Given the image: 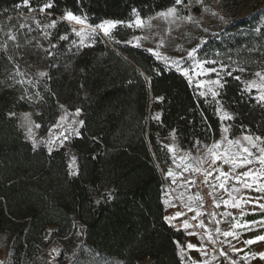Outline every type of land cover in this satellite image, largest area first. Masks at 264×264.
Masks as SVG:
<instances>
[{"label": "trees", "instance_id": "trees-1", "mask_svg": "<svg viewBox=\"0 0 264 264\" xmlns=\"http://www.w3.org/2000/svg\"><path fill=\"white\" fill-rule=\"evenodd\" d=\"M190 1L29 0L25 6L24 0H0V235L11 237L12 264L30 263L41 253L49 243L48 227L67 243L77 233L69 264H183L176 242L184 235L164 220L165 171L172 162L165 139L174 134L187 151L208 146L223 126L215 100L231 115L230 138H264V103L235 79L264 69V30L257 31L264 29V0L199 51L227 67L215 100L200 96L146 49L124 43L131 33L124 24L135 16ZM246 1L252 0L220 4ZM45 2L52 3L47 12L53 18L70 11L91 26L118 25L108 38L97 34L92 45L77 51L62 22L43 46L22 30L20 14ZM38 69L47 75L38 78ZM63 108L79 109L84 122L80 135L68 141L76 173L64 147H34L18 124L19 112L33 110V123L46 133Z\"/></svg>", "mask_w": 264, "mask_h": 264}, {"label": "rangeland", "instance_id": "rangeland-1", "mask_svg": "<svg viewBox=\"0 0 264 264\" xmlns=\"http://www.w3.org/2000/svg\"><path fill=\"white\" fill-rule=\"evenodd\" d=\"M259 1L260 0L246 1L237 7H235L232 3H228L226 7H223L220 4L221 0H202L201 3H196V0H192L186 5H182L180 7L175 6L177 9V15L175 16L160 17L158 16L159 12L147 18L135 16L131 22L124 24L131 31L124 43L130 46L142 47L148 52H150V48L156 52H159V59L152 52L150 53L157 60L161 61L166 67L173 70H175V66L172 65V61H179L182 68L188 67L190 69L192 83L189 84L194 88V90L198 94L203 91L206 93L204 97L215 100L216 97L213 98L211 92L216 91L219 93L221 87H219V85L209 83V81L220 79L222 83L224 76L227 74V67L217 59H205L204 54L201 55L199 51L201 50L205 41L215 33L218 34L227 23L250 15L253 6L258 4ZM259 6L264 7V2L259 4ZM193 8H199V13H194ZM167 9L163 11H166ZM213 13H215V15H213ZM20 15L22 30L28 35H31V38H35L37 40V44H42L43 46L48 45V43H45V41L52 36H55L57 28L62 27V22L69 26L68 29L64 26L63 28L67 30V36H71V48L77 51L92 45L93 39L97 34H101L105 38H108L114 30V28L110 29L109 35L105 36L101 29L97 28L96 26L89 25L84 18H82L85 21L84 24L78 25L74 21H69L64 17L53 18L47 11L39 12L35 10H29L27 13H22ZM186 16H191L192 20L190 21L185 19ZM137 18H140L143 23L137 25L135 23ZM53 20L56 21V25L54 27H45L46 25H51ZM37 21L40 22L39 25H37ZM102 23H104V21L100 24ZM117 25L118 24H116V26ZM129 25L132 26L129 27ZM81 28H83L84 31L78 36L76 31H79ZM73 29H76V31H73ZM92 29H95V31H92ZM62 36L64 37L65 35L62 34L60 37ZM192 48H197V52L194 54V59L188 57V52L191 51ZM197 60L215 61L214 64H205L204 68H215L216 71L205 72V74L197 75L196 72L198 69L195 67V62ZM42 72L44 73L43 70L38 69L36 73L38 78L44 77L40 75ZM256 72H264V69L244 73V75L241 77L244 87L247 82L252 80H255L257 83H259V78L255 76ZM185 78L188 81V78ZM201 84H203V86L198 87V85ZM249 92H252L255 98L258 95L255 87H253ZM215 103L217 105V109H219V117L223 121V125L225 127L227 126L229 119L222 118L223 113H228L230 117L231 115L222 107L219 101L215 100ZM76 111L77 110H68L63 108L55 124L51 126L46 133H40L38 128L33 123V110H26L17 114L18 124L24 133L25 139L33 145L32 140L28 138L27 132L29 126L32 127V136L36 141L35 147L38 145H43L49 151V145L47 141L58 136L61 131L65 132L67 140H64L63 146H60V141H56L52 148L58 149L64 147L68 151V167L72 173H76L77 170L76 157L74 153L69 150L68 141L70 138L78 136L72 132V129L75 128L78 132H80L82 126L79 123L82 121L80 118L81 111L78 116L76 115ZM174 138V135L171 133L165 139V144L167 147H170L173 144ZM60 139L63 140V137ZM73 157H75L74 165L72 163ZM54 231L55 227H48L45 230L44 238L48 240L49 243L33 260L35 264H58V257L60 256L62 259V264H69L73 260L79 244L77 233L74 234L73 242L67 243L65 239H59L55 237L53 235ZM10 242V235L3 234L0 236V243ZM53 249H56V252H53ZM141 264H150V261L146 259Z\"/></svg>", "mask_w": 264, "mask_h": 264}, {"label": "crops", "instance_id": "crops-1", "mask_svg": "<svg viewBox=\"0 0 264 264\" xmlns=\"http://www.w3.org/2000/svg\"><path fill=\"white\" fill-rule=\"evenodd\" d=\"M224 128H227L228 131L224 132ZM244 136L251 135L242 133L230 138L229 126L224 127L223 125L220 135L206 147L187 151L179 147L175 138L170 146L172 162L165 171L166 180L163 186L164 220L166 216L174 215L177 211L184 213L183 216L173 220L171 224L165 220L174 230L180 231L184 235L183 241L180 243L184 248L183 254L177 246V252L183 264H194V262L195 264H233V262L235 264H264V260L252 255L264 251V241H258L251 245L244 243L258 235H264V223H259L264 221V208L259 207L260 204H264V191H257L260 185L264 184V176L260 175L262 166L258 162L259 147H264V144L261 141H254L257 145L254 148L249 141L243 139ZM225 137L239 140L240 144L229 145ZM217 142L220 144V147L216 149L217 155L222 154L225 150L243 155L242 148H249L253 153L250 157L252 163L244 167L233 166L231 163H224L223 157L220 155L215 165L210 164L208 161L212 159V156L207 153V149ZM197 157L205 162L199 164ZM169 168L173 172L171 177L167 175ZM197 168L204 174L205 172L209 173L206 178L214 194L216 211L211 216L204 215L197 196L187 184L180 181V175L183 172L193 171ZM243 171H251L259 178L254 181L252 177H243L240 175ZM221 172L228 175L221 176ZM237 175H240V180L236 179ZM221 183L225 185L224 188L219 187ZM246 184H250L251 187H245ZM224 201H227V204ZM234 202L236 207H233ZM194 216L196 219H193ZM184 220H187L191 225L189 229L183 228ZM201 221L204 223L203 228L199 227ZM253 221L257 223H250ZM217 228L220 229L219 232L216 231ZM224 231H232L235 236L224 237ZM189 232H194L195 235H189ZM188 243H193L197 245L198 249L203 248L204 251L187 249ZM206 248H211V252H207ZM233 248L239 249V251H234ZM222 253H226V255ZM0 264H12L11 242L0 243ZM26 264L35 263L32 261Z\"/></svg>", "mask_w": 264, "mask_h": 264}, {"label": "snow or ice", "instance_id": "snow-or-ice-1", "mask_svg": "<svg viewBox=\"0 0 264 264\" xmlns=\"http://www.w3.org/2000/svg\"><path fill=\"white\" fill-rule=\"evenodd\" d=\"M183 2H184V0H174V4L175 5H180ZM201 2H202V0H196V3H201ZM24 4H25V6L29 5V0H24ZM52 7H53L52 3L45 2L38 9V11L39 12H46L47 10L51 9ZM175 15H177V9L175 7H169L166 11H161V12L158 13V16H160V17H168V16H175ZM213 15H215V13H213ZM64 18L69 20V21H74L78 25H82L85 22L80 16H77V15L73 14L70 11L66 12L64 14ZM185 19L191 21L192 17L191 16H186ZM39 23L40 22L37 21V25H39ZM117 23L118 22H114V21H104V23L99 24L96 27L101 29L105 36H108L110 29L115 28ZM135 23L137 25H140V24L143 23V21L140 18H137ZM55 25H56V21L53 20L51 25H46L45 27H54ZM131 26L132 25H129V27H131ZM261 30H264V29H257V31H261ZM73 31H76V29H73ZM83 31H84V29L81 28L79 31H76V34L79 36V35H81V33ZM92 31H95V29H92ZM13 39H14V37H13ZM60 39H66V37L62 36V37H60ZM82 43H83V41H82ZM149 51L152 52L158 59L160 58V53L159 52H156V51H154L151 48L149 49ZM196 52H197V48H192L191 51L188 52V57L194 59V54ZM207 63L214 64L215 61H206V60L205 61H199V60H197L195 62V67L198 69V71L196 72L197 75L205 74V72H215L216 71L215 68L205 69L204 65L207 64ZM172 65L175 66V70L177 72H181L185 77L188 78V81H189L190 84L192 83V76L190 75V69L188 67H183L182 68L180 66L179 61H176V60L172 61ZM239 71L243 72L244 69L241 68V69H239ZM231 74H232L231 72L228 73V75H231ZM40 75L41 76H45V75H47V73H43L42 72V73H40ZM255 76L259 78V83H257V81H255V80L249 81V82L246 83L245 88H246V90L251 91L252 88L255 87L256 90H257V93H258L256 98L260 102L264 103V72H256ZM235 79L237 81H239L241 79V77L240 76H236ZM209 83H213L215 85H219V87H221V88H223V86H224L221 83L220 79H216L215 81H209ZM202 86H203V84L198 85V87H202ZM205 95H206L205 92H203V91L200 92V96L203 97ZM211 95L213 96V98H215V97H217L219 95V93L216 92V91H212ZM217 111H219V109H217ZM79 114H80V110L77 109L76 115L78 116ZM154 118L155 119H159L158 116H156ZM222 118L231 119V117L226 112L223 113ZM79 123L81 125H83L84 122L80 121ZM35 126L37 128L40 127V125H38V124L35 125ZM223 131L227 132L228 129L224 128ZM27 132H28V138L32 140L33 146L35 147L36 141H35V139L32 136V127L31 126H29V128L27 129ZM72 132L74 134H76V135H80V133L75 128L72 129ZM61 137H63V140L60 139ZM225 139H227V143L229 145L235 146V145H239L240 144L239 140L228 139L227 137H225ZM243 139L246 140V141H249V143H251L254 148L257 147V145L254 143V141H261L262 143H264V138L259 137V136H257V137L244 136ZM64 140H67V136L65 135L64 131H61L58 136H56L55 138L50 139V140L47 141V143L49 145V151L51 152L53 150L52 146L56 143V141H60V146H63ZM219 147H220V144H219V142H217V143H214L212 146L208 147V149H207V153L212 156V159L210 161H208V162L210 164H212V165L216 164V160L218 158H220V155H222L224 163H231L233 166L244 167L245 165H250L252 163V160L250 159V157L253 155V153L247 147H243L242 148L243 155H241L239 153H232V152H229L227 150H225L222 154L217 155L216 149H218ZM168 151L171 152L172 148L169 147ZM259 153H260V156L258 157V162L262 166L261 170H260V175L264 176V147H259ZM196 159H197V162L199 164H202V163L205 162L200 157H197ZM72 163H73V165L75 164V157L72 158ZM196 170L199 171L200 169L197 168ZM208 174H209L208 172H205V176H207ZM167 175L170 176V177L173 176V172H172L171 168L168 169ZM220 175L226 177L228 174L225 173V172H221ZM240 175H242L243 177H252V179L254 181L259 178L257 175H255L251 171H243ZM240 175L236 176L237 180H240ZM174 182H175V180H174ZM219 187L220 188H224L225 185L223 183H221L219 185ZM245 187H251V185L250 184H246ZM257 191H264V184H261L260 187L257 189ZM165 203H167V201H165ZM224 203L227 204V201H224ZM236 206L237 205L234 202L233 203V207H236ZM259 207L264 208V204H260ZM183 215H184V213L182 211H177L174 215L166 216L165 220L169 224H171V222L173 220H175L176 218L181 217ZM197 215H199V213H197ZM193 219H196V217L194 216ZM250 223H257V222L253 221V222H250ZM259 223H264V221H260ZM190 227H191V225L189 224V222L187 220H184L183 221V228L184 229H189ZM199 227H201V228L204 227L203 221L200 222ZM245 227H248V225H245ZM216 231L219 232L220 229L217 228ZM188 234L189 235H195L194 232H189ZM223 236L224 237H232V236H235V233L232 232V231H224L223 232ZM258 241H264V235H258V236L254 237L252 239H248V240L244 241V243L247 244V245H251V244H254V243L258 242ZM176 243H177V246L181 249V253L183 254L184 248L181 247L179 241H177ZM186 248L187 249H197V250L202 251V252L204 251L203 248H199L198 249L197 245H195L193 243H188L186 245ZM233 250L234 251H239V249H235V248H233ZM52 251L56 252V249H53ZM222 254L226 255V253H222ZM252 255H253V257L258 256L260 259L264 260V251H260L258 253H253ZM194 264H195V262H194ZM233 264H235V262H233Z\"/></svg>", "mask_w": 264, "mask_h": 264}, {"label": "built area", "instance_id": "built-area-1", "mask_svg": "<svg viewBox=\"0 0 264 264\" xmlns=\"http://www.w3.org/2000/svg\"><path fill=\"white\" fill-rule=\"evenodd\" d=\"M180 181L187 184L192 192L197 196L198 202L202 206L205 216H211L216 212L214 194L202 170L183 172L180 175ZM206 251L211 252V248H206Z\"/></svg>", "mask_w": 264, "mask_h": 264}]
</instances>
